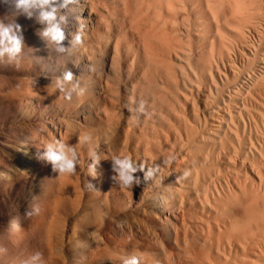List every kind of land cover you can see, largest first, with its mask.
<instances>
[{"label": "bare ground", "instance_id": "1", "mask_svg": "<svg viewBox=\"0 0 264 264\" xmlns=\"http://www.w3.org/2000/svg\"><path fill=\"white\" fill-rule=\"evenodd\" d=\"M8 6L4 17L28 24L20 27L24 48L15 72L35 77L16 94L34 102L58 140L75 145L82 196L92 209V229L79 251L94 253L100 245L96 253L114 264L131 254L140 264H264V0H79L61 12L67 16L64 52L39 35L44 25L20 14L14 0ZM80 26L81 43L70 47ZM66 70L79 77L84 95L66 99L55 89ZM85 132L91 142H78ZM43 145H36L40 155ZM93 150L95 176L89 171ZM116 150L137 166L139 185L124 188L111 180L109 158ZM167 157L174 160L162 164ZM157 164L158 172L145 180L146 168ZM44 166L47 176L51 166ZM21 173L29 178L33 172ZM0 181H10L4 170ZM53 194L58 206L62 195ZM123 200L128 207L119 206ZM79 231L78 241L84 238ZM67 246L72 250L70 240Z\"/></svg>", "mask_w": 264, "mask_h": 264}, {"label": "rangeland", "instance_id": "2", "mask_svg": "<svg viewBox=\"0 0 264 264\" xmlns=\"http://www.w3.org/2000/svg\"><path fill=\"white\" fill-rule=\"evenodd\" d=\"M8 7H10L8 6V0L7 2H0V17H4L8 14ZM21 20L22 19L19 17L14 19L15 23L19 25L20 27L28 26L26 20L24 19L22 21ZM21 57L22 56H19L18 60H21L22 59ZM15 62L16 61L8 62L7 60L0 61V94H2L0 95V171L4 170L10 177V181H8V183L6 184L0 181V264H77V263L78 264L79 263L80 264H87V263L88 264L89 263L90 264L92 263L93 264H114V262L111 259H109L107 256L99 255L96 253L98 250L99 253L101 254L100 245H97L96 247L97 249H93V252L95 254L92 253L91 250H90L91 253H89L86 247L82 251H79V245H78L79 242L81 243V241H84L86 245V241L88 238L87 235L92 229V225L90 224V221H89L90 217L88 216V213L91 212L92 209H90L89 207L90 203H88L89 202L88 198L83 197V196H86L84 193V190L86 188L84 186V182L81 180V176L79 175L81 172L79 170L80 167L76 166L77 170H75L74 174L63 175V176L57 175L54 172L52 173V170L50 169L51 167H49L50 171H47L46 173L47 176H44L45 174L44 172H42L43 168L45 167L44 165L46 164V166H48L50 164H47V162L43 159V155L38 154V149L36 145L40 143L47 144L52 139L58 140V136H57V133H54L53 131L54 129L52 130V128L45 127L46 125L42 124V121H41L42 118L40 117V115H38V111L35 109L36 107L32 105V103L34 102H32L31 100L25 99V97L23 98L21 96H18L16 94V92H23L22 89L25 90L26 87L29 88L30 86H32L34 84L32 79L35 77L33 76L27 77V75L24 74L23 72H19V71L15 72V68H16ZM9 89L11 90L13 89V90L11 91ZM4 91L14 92V94L18 98H15L16 99L15 101V99H13L14 97H12L15 95L10 96L6 94L8 96L7 97L5 94H3L5 93ZM9 98L11 99L9 100ZM13 108H14V111L16 108V111L14 112L15 114H12ZM25 112L28 113L27 117L22 115V113H25ZM31 116H34V117H31ZM40 134H42V136ZM47 135L49 137H47ZM43 138H45V140ZM48 138H49V141H48ZM38 139H39V143H37ZM43 141H46V142L43 143ZM22 145H23V148H21ZM24 168L29 169L31 173L33 172L29 178H26L24 175H22L21 171ZM76 171H78L79 173ZM50 173L52 175L49 177ZM53 174L57 176V178L58 177L59 178L57 179ZM73 178H77V179H73ZM71 179L74 181H71ZM55 181L57 182V184L59 183L58 185L55 184L56 186L53 185L54 183H56ZM68 181L70 182L71 185L69 184ZM74 182H76L77 184H75ZM49 185H50V188H48ZM56 187H59V188L65 187L63 195L60 194V192H63V191H61L58 188L56 189ZM54 189L59 190V191H55ZM70 190H74V191L71 192ZM79 192L80 194L82 193L80 196L81 199L79 198L80 194L77 195ZM53 193H56L55 196L58 195L57 193H59L63 197L65 196V198H62V196H59V195H58L59 197L57 196L59 200L61 198V201H62L58 203V206H56L57 205V200H55L56 198L54 199V202L56 203V205H53L52 203L53 197H54ZM74 195L75 196L77 195V196L75 197ZM70 196L72 197L71 199H70ZM131 196L132 195L129 196V201L131 204H134V198ZM66 197L67 198L69 197L68 198L69 200H67ZM77 198H79L80 200ZM63 199H65L66 201L64 202ZM108 200H110V198L105 199L104 204H107ZM71 201L72 203L74 202L72 206H71L72 204ZM76 203H79V205H77ZM122 203H125V200L119 202V206H121L120 204ZM74 204H76L75 206L77 209L74 208L75 207ZM82 204L84 205L82 206ZM48 205L56 206L57 209L54 211V207L52 206L49 207ZM80 205L81 207H79ZM115 205L118 207L117 204ZM126 206L128 207V205L126 204L123 205V207H126ZM87 207L89 208L87 209ZM72 209H76V210L73 211ZM81 209H83V212ZM101 211L105 213V214L103 213L104 216L102 215ZM101 211H100L101 213L99 212V215L104 219V217H106L105 206L104 208L101 209ZM46 212L47 213L50 212V215L47 214V217L44 216ZM55 212L56 213L58 212V214H56ZM80 212H82L83 214L86 213L87 216L86 214H84V217H83V215ZM74 217H77L74 222L75 224L76 222L81 223L83 221L81 224L79 223L78 225L76 224L77 228L79 226L78 231L82 230L81 232L82 234L80 236L82 235L84 236V238L80 237L79 241L76 239L77 235L80 234V233L77 234L78 232L76 230L77 228L76 229L71 228L72 225H74L73 223ZM56 218L59 222L56 220ZM42 221L43 222L47 221L46 223H48V225L46 223H43ZM40 222L45 225H42ZM50 222H52L51 225L53 227L51 225L49 226ZM71 222H72V225H71ZM55 225L56 226L58 225V226L56 227ZM76 225L74 226L76 227ZM68 227H70L71 229L69 228L70 229L69 230ZM43 230L45 231V233ZM74 232L76 233V235ZM43 235H44V238L46 236L45 239L48 240L47 242L43 238ZM72 236L73 237L75 236L74 237L75 239L73 238L74 240L70 239V237ZM61 237L64 238V240L63 239L61 240L60 239ZM66 237H68L69 239ZM52 238L55 240H53ZM44 240H45V243H44ZM69 240H70L69 248L70 247L72 248V250H70L71 253L67 248L68 247L67 244L69 245ZM72 241H75L76 244L75 242H72ZM104 243L106 244L105 241ZM43 246H45L46 248L45 247L43 248ZM36 253H39V255L37 256ZM44 253H46V255ZM73 253H74V256H76V259L73 256ZM77 255H78V258H77ZM80 255H82V257ZM49 256L51 259L49 258ZM78 260H81V261H78Z\"/></svg>", "mask_w": 264, "mask_h": 264}, {"label": "clouds", "instance_id": "3", "mask_svg": "<svg viewBox=\"0 0 264 264\" xmlns=\"http://www.w3.org/2000/svg\"><path fill=\"white\" fill-rule=\"evenodd\" d=\"M0 2H7V0H0ZM14 2L20 14L26 18L34 17L35 22L44 25L39 35L54 45L55 51L64 52L66 50L62 41L65 40L63 25L67 22V16L61 12L68 9L70 5L77 4L79 0H14ZM69 43L70 47L81 43V26L71 34ZM23 48L24 42L20 26L8 17L0 18V61H17ZM65 84L70 85L68 90H65ZM52 86L53 84L49 85V87ZM54 87L62 92L66 99H70L73 94L82 96L86 92V87L80 83L79 77L74 79L72 72L68 70L55 78ZM135 111L137 113L142 112L143 104H138ZM22 115L27 117L28 113L25 112ZM91 140V135L85 132L80 136L78 142L87 144ZM43 147L45 149L43 159L50 164L52 172L57 175H71L75 172L79 162L75 145L53 140ZM109 159L111 171L115 173L111 176L114 184L124 188H133L134 185H139L140 179L134 176L137 166L129 156L122 154L120 150H116ZM90 160L89 171L95 176V167L99 160L96 151L93 150L90 153ZM172 160L174 157H167L161 163L166 165ZM159 167L160 165L157 164L151 168H146L144 171L145 180L151 179L158 172ZM188 174L187 170L183 172L184 176ZM36 255L38 256L39 253ZM121 264H140V262L137 255L131 254L123 257Z\"/></svg>", "mask_w": 264, "mask_h": 264}]
</instances>
